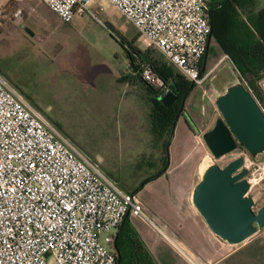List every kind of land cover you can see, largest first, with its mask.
<instances>
[{"label": "built area", "instance_id": "built-area-1", "mask_svg": "<svg viewBox=\"0 0 264 264\" xmlns=\"http://www.w3.org/2000/svg\"><path fill=\"white\" fill-rule=\"evenodd\" d=\"M0 0V14L2 13ZM64 21L94 0H42ZM193 83L203 68L211 24L208 0H108ZM101 21V20H100ZM142 77L165 89L151 63ZM246 178L251 155L244 148ZM126 214L142 215L139 195L123 189L17 88L0 75V264H115L114 231Z\"/></svg>", "mask_w": 264, "mask_h": 264}, {"label": "rangeland", "instance_id": "rangeland-1", "mask_svg": "<svg viewBox=\"0 0 264 264\" xmlns=\"http://www.w3.org/2000/svg\"><path fill=\"white\" fill-rule=\"evenodd\" d=\"M1 3L0 75L28 98L78 148L94 159L100 169L123 189H132L138 181L142 183L145 176L155 174L162 168L163 150L160 140L150 129L146 96L141 94L140 84L134 86L122 81L124 70L129 65L128 43L133 41L139 48L146 47L145 43L140 45L141 37L136 27L108 0H94L91 4L101 21L88 13L77 15L71 20V28L67 32L71 39L80 37L96 46L104 54L105 63L115 73L113 77H117L114 78L112 89L107 90L103 96H96L104 97L107 110L90 112L96 107L93 103L87 106L89 90L86 87L76 90L68 77L71 73H58L55 66L42 68L35 64L40 50L48 52L52 49L53 54L47 56L50 59L57 56L54 49L76 48L72 42L57 39L58 33H64L63 27L52 25L49 16L39 10V3L50 10L60 23L68 22L61 21L41 0H2ZM257 3L263 5L264 0H257ZM120 39L126 45L123 46ZM151 52L154 57L152 59L159 57L158 50L152 48ZM161 60L166 63L165 66L179 72L168 61ZM205 63V72L208 74L201 83H194L179 114L192 127V143L185 128L176 131L173 147L168 151L167 168L147 180L140 188L148 200L152 199L153 185L172 180L174 182L177 176L181 178L182 170L188 171V183L195 185L210 163L224 165L238 155L242 148L240 146L214 158L202 138V132L210 128L216 117L221 115L215 102L217 95L230 82L241 80L232 62L218 49L207 54ZM184 155L189 158H180ZM249 160L252 161L249 170L256 176L249 194L254 198V208H257L264 201V151L255 157L251 156ZM141 199L148 212L144 197Z\"/></svg>", "mask_w": 264, "mask_h": 264}, {"label": "crops", "instance_id": "crops-1", "mask_svg": "<svg viewBox=\"0 0 264 264\" xmlns=\"http://www.w3.org/2000/svg\"><path fill=\"white\" fill-rule=\"evenodd\" d=\"M39 5V10L44 15L49 16V22L52 25L63 27L64 33H58L57 39L59 41L62 39L72 42L73 46L76 48H73L74 50L66 47L59 50L54 49L57 56L55 58L50 57V59L47 58V56L51 55V53L53 54L54 51L52 49H49L48 52L40 50L37 53L39 58L35 60V64L40 65L42 68L47 65L55 66V71L58 73H71L68 77H70L76 90H80L84 87L89 90L88 95L90 99L87 106L90 107L93 103L96 107V109L90 110V112L95 110H107L105 109L104 97L96 96H103L107 90L112 89L114 78L117 79V77H113L115 73L105 63L103 58L104 54L92 43L90 44L80 37L71 39L67 33L68 29L71 28L69 25L71 21L68 23H60L57 18L52 16L50 10L42 7V3H39ZM77 15L80 14H75L73 18ZM66 26L67 29L65 28ZM29 31L30 33L32 32L31 30ZM143 43L141 38L140 45ZM146 47L148 46L146 45ZM145 48L141 47L140 49ZM151 49L149 57L152 59L154 57L151 55ZM155 51H157V49H155ZM156 58L168 61L161 53L159 57ZM136 63L138 62L136 61ZM129 65L128 68L124 70L125 73L122 77V81L131 83L134 86H136L137 83L140 84L142 88L140 92L143 96H146L150 110V98L158 97L160 91L155 93L154 90L151 91L148 89L146 87L147 83L138 76V68H135L130 63ZM233 82L235 81L230 83ZM257 82L264 90V76L260 77ZM182 128L186 129L185 131L191 137L192 143V136L194 134L192 127L189 126L185 118L180 115L177 119L174 133L169 141V148L173 147V139L176 131ZM155 137L160 140V143L162 142L161 138ZM191 143L188 148H190ZM185 156L189 158L187 155L180 158H185ZM160 170L161 168L158 169L157 173H162ZM183 176L186 177L183 178ZM187 176L188 171L182 170L181 178L177 176L174 182L172 180L171 182L169 181L158 186L157 184L153 185L151 200L146 199L145 195L142 193V189L136 191L140 198L144 197L148 208V212L145 211V213L148 218L142 215H129L128 218L139 231L157 263L264 264V227L256 230L250 236L237 243H230L222 239L209 228L203 216L193 204L192 190L194 185L188 183ZM149 186L151 189L152 185L150 184ZM129 190L131 191L132 189ZM140 193L143 197H141ZM117 229L118 228L115 229L114 234H116Z\"/></svg>", "mask_w": 264, "mask_h": 264}, {"label": "water", "instance_id": "water-1", "mask_svg": "<svg viewBox=\"0 0 264 264\" xmlns=\"http://www.w3.org/2000/svg\"><path fill=\"white\" fill-rule=\"evenodd\" d=\"M211 32L208 34L207 46L203 55V68L208 54ZM193 83V82H192ZM158 98L166 106L171 105L177 95L170 88L161 89ZM185 96L173 118L170 134L165 144L166 163H169V140L183 109ZM221 115L213 125L202 132V138L214 158L242 146L248 154L255 157L264 151V110L241 81L236 80L227 85L215 99ZM245 155L240 153L220 165L217 162L205 167L201 178L192 190V201L203 216L209 228L222 239L237 243L256 230L264 227V201L254 208V198L249 194V182L246 178ZM119 229H117L118 231ZM117 233L115 234L116 239ZM114 239V247L118 250Z\"/></svg>", "mask_w": 264, "mask_h": 264}, {"label": "trees", "instance_id": "trees-1", "mask_svg": "<svg viewBox=\"0 0 264 264\" xmlns=\"http://www.w3.org/2000/svg\"><path fill=\"white\" fill-rule=\"evenodd\" d=\"M208 4L211 24L208 53L218 49L229 58L239 73L241 81L245 82L264 110V90L257 82L260 77L264 76V4L258 5L257 0H208ZM120 41L123 46L126 45L123 39ZM126 47L129 63L138 68V76L147 83L148 89L154 90L155 93L161 91L142 77L141 65L145 61L151 63L154 71L177 95L175 101L169 106L161 102L158 97L150 98V129L155 136L162 139V166H164L166 163L165 144L170 134L173 118L180 107L182 97H187L194 83L180 72H175L165 66L166 63L160 58L151 59L149 57L150 47L140 49L133 41L129 42ZM158 174L160 173L156 172L145 176L142 183L138 181L131 191H138L147 180ZM128 216L129 214H126L123 218L118 226L116 239L114 238L119 255V261L117 262L116 259L115 264H158Z\"/></svg>", "mask_w": 264, "mask_h": 264}, {"label": "flooded vegetation", "instance_id": "flooded-vegetation-1", "mask_svg": "<svg viewBox=\"0 0 264 264\" xmlns=\"http://www.w3.org/2000/svg\"><path fill=\"white\" fill-rule=\"evenodd\" d=\"M181 102H182V99H181ZM181 102H180V104H181Z\"/></svg>", "mask_w": 264, "mask_h": 264}]
</instances>
